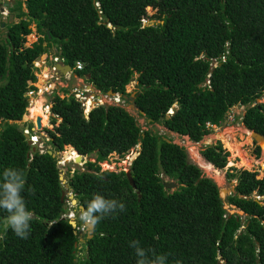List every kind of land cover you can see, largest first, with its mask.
I'll return each mask as SVG.
<instances>
[{"label":"trees","instance_id":"16d2710c","mask_svg":"<svg viewBox=\"0 0 264 264\" xmlns=\"http://www.w3.org/2000/svg\"><path fill=\"white\" fill-rule=\"evenodd\" d=\"M15 5L18 20L0 17V172L23 171L22 195L33 219L27 239L0 222V264H136L132 240L166 254L168 264H264V172H228L236 182L226 200L242 213L229 211L217 183L186 148L143 129L122 104L98 103L85 114L73 92H54L52 127H43L49 147L43 150L28 143L23 127L29 120H22L27 90L36 88L28 83L36 79L33 62L56 45L55 55L76 75H89L88 82L103 93L127 95L126 84L134 79L139 111L193 141L210 133L207 123L219 124L235 104L245 107V127L264 135V0H15ZM148 5L160 21H144ZM32 21L40 35L26 44ZM37 117L46 123L37 114L36 124ZM67 145L81 159L95 155L67 177L79 203L86 206L100 194L125 205V211L96 224L90 237L85 234L82 256L76 254L79 223L72 226L66 214L72 208L66 197L60 200L64 185L56 153ZM137 145L128 168L133 184L127 170L101 168L99 162L112 152L123 156ZM260 150L257 144V155ZM201 154L199 160L217 171L229 152L216 141ZM164 176L177 186L165 188ZM5 215L0 210V220Z\"/></svg>","mask_w":264,"mask_h":264},{"label":"rangeland","instance_id":"374dc122","mask_svg":"<svg viewBox=\"0 0 264 264\" xmlns=\"http://www.w3.org/2000/svg\"><path fill=\"white\" fill-rule=\"evenodd\" d=\"M22 4L23 9H25V4ZM15 6V2L12 1H9V3L5 6L0 4V10H3L4 7H6L4 9L6 14L0 12V17H8L9 21L18 20L21 16ZM143 18L144 21L147 23H154L160 21V17L156 12V8L152 5L146 6V13ZM30 27L31 35L26 36V44H30L31 42L35 41L40 35L39 27L36 22L32 21L30 23ZM55 51L56 45H52L49 51L47 52V55L44 53L40 55L38 61L41 65L35 70L36 79L34 80V84H32L36 87V90L35 94L33 95L34 100L31 102V99H29L28 108L29 106H31L29 110L32 111L33 108L40 106L42 109L38 113L41 117L44 118V120H46V123H41L40 127H38L36 122L34 121L33 115L28 121L29 126L33 127V132L39 137V141L34 144L35 146H37L41 150L49 147L47 141L49 139V136L46 130L43 129V127L47 126L51 128L52 124L49 122L50 112H46L47 109H45L44 105L46 103H50L49 101L52 94L54 92H57L60 95L65 94L66 91L63 88H67L69 93H74L76 90H83L86 96L91 97L92 104H90V107L98 103L122 104L130 111L131 114L135 116L137 122L143 129L151 128L153 130H156L159 134L165 135L166 137L170 138L174 142L183 145L187 150L189 158L201 167L205 175L213 178L214 181L217 183L220 189V194L224 199L225 207L228 208L229 211H238L242 213L241 210L235 208L234 205L229 204L226 200L227 194L230 192L232 186L236 182L235 178L233 176H230L228 172H236L239 168H248L250 170L256 171L258 176L262 175L264 172V146L259 145L253 139L250 134V130H248L242 123L241 115L245 109L243 104H235L231 106L226 111L224 117L222 118L219 124H209L211 127L210 133L204 135L198 141H193L187 135L184 136L182 134H178L174 131L167 129L164 125L158 122L148 120V118L143 113H141L136 106L132 105V103L134 102V94L137 89L136 82L134 79H132L128 84H126V92H128L127 97H120L118 93H103L94 88L92 83L88 82V77H81L73 74L72 72L69 73V70L62 72L63 74H67L65 76H61L60 78L56 79L55 77H50L49 79L51 82L50 84H47L48 76L52 72L50 67L53 64L52 57L55 55ZM55 68L62 71V62H57ZM91 93L94 97L90 95ZM260 100L261 99H259L258 101ZM31 113H34V115L37 114V112L34 111H32ZM233 116L234 118H232ZM26 119L27 118L25 114L22 120L24 121ZM216 141H220L222 146L225 147L229 152L228 161L226 165L222 168H218L217 171L214 168L210 170L205 166L204 162L199 160V153L201 154V149L204 147V145L208 143H214ZM257 144L261 148L259 155H257L255 151V147ZM138 149V145L132 147L123 156H119L117 153L112 152L106 160H102L99 162L100 166L101 168H109L114 170H128L131 160L138 153ZM56 155L59 158L58 162L61 166L60 169L64 188H66V180L68 175L73 174L75 170H78L80 168L82 169V163L85 160L94 159L95 156L94 153L84 155L82 157V160L76 161L74 158L76 154L73 148L69 145L65 146V149L58 151ZM198 161L203 167L198 163ZM164 179L171 180L167 176H164ZM70 192L71 191H69L68 189H66L65 191L66 203L69 207L72 208L66 214L69 218L72 217L75 220L77 226V223H79L78 212L76 210L77 205H75V203L70 200ZM77 231L79 243L77 244L78 250L76 254L82 256V254L84 253V250L82 249V243L85 240V234H87V227L79 223Z\"/></svg>","mask_w":264,"mask_h":264},{"label":"clouds","instance_id":"9594fccd","mask_svg":"<svg viewBox=\"0 0 264 264\" xmlns=\"http://www.w3.org/2000/svg\"><path fill=\"white\" fill-rule=\"evenodd\" d=\"M71 72L74 73L73 67ZM25 184V176L20 169L7 167L0 172V210L7 213L0 222L5 229H11L22 239L28 238L30 222L33 219V212L27 208L22 195ZM123 211H125L124 203L116 199H106L100 194H94L86 206L77 205L78 222L84 226H95L103 218ZM129 247L134 250L136 264H168L166 254L158 253L151 247L141 246L139 240L129 241Z\"/></svg>","mask_w":264,"mask_h":264},{"label":"water","instance_id":"95a60500","mask_svg":"<svg viewBox=\"0 0 264 264\" xmlns=\"http://www.w3.org/2000/svg\"><path fill=\"white\" fill-rule=\"evenodd\" d=\"M12 2H13V1H12ZM8 3H9V1L0 0V4H2V5H4V6L7 5ZM57 62H62V66H68V68H69V71H68V72L72 71V66H71L69 63H65V62H63L62 60H58V61L55 62L54 66H56ZM8 64H9V62H8ZM57 70L60 71V72H63V71H61V70H59V69H57ZM107 92H108V93H111V94H116V93L113 92L111 89H109ZM118 95H119L120 97H127V95H125V94L121 96V94L118 93ZM259 99H260V98H258V100H259ZM132 105L135 106V103L133 102ZM174 109H175V105H173V106L170 108L169 112H172ZM141 112H143V111H141ZM166 116L168 117V115H166ZM23 117H24V115H23ZM25 125H27V123H26ZM37 126H38V127L41 126L40 118H39V117H37ZM248 130H249V129H248ZM250 134H251V136L253 137V139H254L259 145L264 146V135H263L262 133H260V132H258V131H256V130L252 129V130H250ZM25 135H26L27 138H28V135H27V134H25ZM164 138H166L167 140H169V138L166 137V136H164ZM28 143H30V144L32 143L31 140H30L29 138H28ZM48 152L52 153V151H51L50 149H48ZM74 158H75L76 161H80V160H82V159H81V154H79L78 152H77V154L74 156ZM127 175H128L129 181L133 184V179H132V176L130 175L129 170H127ZM60 178L62 179V174H61V173H60ZM176 186H177V183H176V181H174V180H165V181H164V187H165V188H171V189H174ZM66 189H68V185H67V183H66V188H64V189L61 191V195H60V200H61V201L64 200ZM69 197H70V200H71L72 202L75 203V205L83 206L82 204L79 203V199H78L76 196H74V194H73L72 192L69 193ZM69 222L72 224L73 227H76V222H75V220H74L72 217L69 218ZM86 227H87V234H86V237H90V236L92 235V231H93V227H94V226H86Z\"/></svg>","mask_w":264,"mask_h":264},{"label":"built area","instance_id":"2783aa9c","mask_svg":"<svg viewBox=\"0 0 264 264\" xmlns=\"http://www.w3.org/2000/svg\"><path fill=\"white\" fill-rule=\"evenodd\" d=\"M9 1H13V2H15V0H9ZM5 9V8H4ZM4 9L3 10H0V12H2V13H5L6 14V12L4 11ZM221 59L223 60L224 59V55H221ZM39 60V58L38 59H36V60H34V62H33V64H34V66H36V67H39L41 64H40V62L38 61ZM58 60H62L63 61V58H60V57H58L57 55H54L53 57H52V65H51V67H50V69L52 70V72H51V74H49V76H48V79H47V84H50V77H55L56 79L57 78H60L61 76H65L66 74H63L62 72H60V71H58L56 68H55V66H54V62H56V61H58ZM64 62V61H63ZM43 63V62H42ZM218 63V59H216V58H212L211 59V64L212 65H216ZM81 62L80 61H77V63H76V66L77 67H81ZM71 72V71H70ZM69 72V73H70ZM35 73H36V71H35ZM73 73V72H72ZM74 74V73H73ZM28 83L31 85V84H34V81H32V80H28ZM205 83L206 84H208L209 83V79H206V81H205ZM35 90H36V88H33V87H30L28 90H27V94H28V96H29V99H31V98H33V95L35 94ZM74 95H75V97L77 98V99H79L81 102H82V104H83V106H85L84 107V113L85 114H87V112H88V110L92 107H90L89 109L87 108V106L86 105H89V104H92V103H89L88 102V100L89 99H91V97H89V96H86L85 94H84V92H83V90H76L75 92H74ZM83 96V97H82ZM91 96L92 97H94L93 96V94H91ZM85 99V100H84ZM45 109H47L46 110V112L47 111H49L50 112V103H46L45 105ZM88 109V110H87ZM232 118H234V116L232 117ZM208 125H209V123H207ZM23 132L25 133V134H27L28 135V137L31 139V142L33 143V144H35V143H37L38 141H39V137H38V135L37 134H35L34 132H33V127L32 126H29V124H27V125H24V127H23ZM41 150V149H40Z\"/></svg>","mask_w":264,"mask_h":264},{"label":"bare ground","instance_id":"6f19581e","mask_svg":"<svg viewBox=\"0 0 264 264\" xmlns=\"http://www.w3.org/2000/svg\"><path fill=\"white\" fill-rule=\"evenodd\" d=\"M5 8H6V7H5ZM12 18H13V17H12ZM43 68H44V66H43ZM66 70H69L68 66H63L62 71L65 72ZM88 77H89V75H88ZM52 85H53V84H52ZM92 87H93V86H92ZM91 94H92V93H91ZM91 94H90V95H91ZM93 99H94V98H93ZM33 100H34V99L31 98V102H32ZM88 102H89V103H92V100L89 99ZM87 108H88V109L90 108V104L87 105ZM29 109H30V108H28V113L26 114V118H27L26 120L31 119L32 115H33V116H35V115H37V114L39 115L38 112L41 111L42 108H41L40 106H37L36 108H33L32 111L37 112V114H35V115H34V113H31L32 111H30ZM88 109H87V110H88ZM73 150H74V149H73Z\"/></svg>","mask_w":264,"mask_h":264}]
</instances>
